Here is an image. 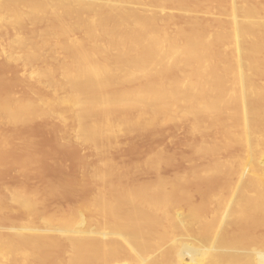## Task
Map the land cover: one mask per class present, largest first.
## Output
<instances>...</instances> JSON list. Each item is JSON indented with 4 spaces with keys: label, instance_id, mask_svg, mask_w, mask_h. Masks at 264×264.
Masks as SVG:
<instances>
[{
    "label": "bare ground",
    "instance_id": "obj_1",
    "mask_svg": "<svg viewBox=\"0 0 264 264\" xmlns=\"http://www.w3.org/2000/svg\"><path fill=\"white\" fill-rule=\"evenodd\" d=\"M260 2L0 0V27L26 33L5 61L41 65L21 83L22 96L0 93V125L73 119L69 144L97 155L82 177L93 192L76 188L72 206L46 217L33 218L41 196L4 190L0 216L12 209L27 219L6 220L0 264H135L173 237L202 245L206 264H264ZM205 3L210 22L188 16ZM165 5L175 12L161 15ZM176 124L195 128L179 173H157L169 151L130 166L108 155L121 135ZM142 172L152 177L133 178ZM175 264L197 263L180 255Z\"/></svg>",
    "mask_w": 264,
    "mask_h": 264
},
{
    "label": "rangeland",
    "instance_id": "obj_2",
    "mask_svg": "<svg viewBox=\"0 0 264 264\" xmlns=\"http://www.w3.org/2000/svg\"><path fill=\"white\" fill-rule=\"evenodd\" d=\"M255 1L264 2V0ZM207 4L205 3V6L197 11L189 13L188 16H197L194 18L202 20L203 23L210 22ZM161 10V15L175 12L172 11L174 9L171 5H165ZM215 12L213 16L217 17ZM174 24L176 23L173 20L169 26L172 28L175 26ZM31 29V25L26 26V32ZM19 34L26 35L24 31L17 33L9 26L0 27V85H3L2 83L5 81L7 86L4 88L7 91L0 88L3 90H0V93L7 92L14 98H19L20 94L22 96L23 92L19 88L28 73L41 66L36 64L32 68L29 66L23 68L5 61L6 57L14 52L12 42ZM2 80L4 81L2 82ZM68 121L64 124L54 115H50L30 121V125L25 128L22 125H14V129H12L13 126L0 125V192L2 191L3 194L5 189H9L19 191L21 194L24 192L23 195L26 194V196H31V194L41 196L40 200L43 198V202L38 207V214L33 216L35 219L46 217L55 210L72 206L76 198L73 191L76 188H81L84 196H89L93 192L92 186L83 182L82 177L97 162V155L86 146L72 145L74 142H71V139L75 135L74 128L76 129V127L74 126L76 124L73 125V122H70L73 119ZM8 127L11 129L9 130ZM168 127L169 129L163 126V129L160 127L161 130L157 128L149 132L132 133L134 138L133 136L129 137L130 134L127 135V138L125 135L123 136L126 139L121 135L120 138L123 140L117 137L118 140L116 139V142L113 143L115 146H111L116 150H111V147L110 151L108 150L110 159L118 166H130L134 163L143 164L151 153H164L165 151V154H168L166 151H169L173 158H170V163L159 169L157 173L162 176H171L187 169L183 157H187L190 153L191 136L195 134V128L188 124H176L173 125V128ZM139 133L143 135L140 136ZM67 138L72 144H69ZM151 177L152 174L143 172L133 176L135 179L140 178L139 180ZM2 194L0 199L6 200L8 195L3 194L2 196ZM13 212L14 210L8 209L6 212L8 214H5L3 218L0 216V234L6 233L7 219L18 222H24L27 219V215L19 214L17 211ZM203 248L202 245L195 244L190 239L173 237L151 257L139 258L135 264H175L180 255L189 256L197 264H206V260L202 257ZM58 257H63V253L59 252Z\"/></svg>",
    "mask_w": 264,
    "mask_h": 264
}]
</instances>
